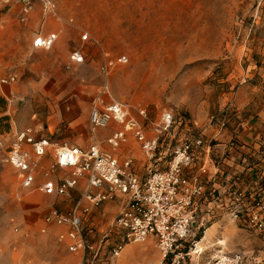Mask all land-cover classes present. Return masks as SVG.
I'll list each match as a JSON object with an SVG mask.
<instances>
[{"label":"rangeland","instance_id":"obj_1","mask_svg":"<svg viewBox=\"0 0 264 264\" xmlns=\"http://www.w3.org/2000/svg\"><path fill=\"white\" fill-rule=\"evenodd\" d=\"M51 1L58 16L44 14L41 1L32 0V12L38 10L39 16L30 13L20 21V1L0 0V77L16 76L14 83L0 84L1 138L35 126L59 145L87 146L98 140L107 147L105 139L121 125L94 132L89 126L91 103L105 81L100 70L104 56H126L127 61L110 68L102 98L126 104L147 131L167 108L175 116L176 135L201 137L208 146L211 139L202 132L209 124L224 121L222 127L240 128L242 119L264 109V0ZM47 30L58 34L54 45L33 47L32 39ZM74 50L82 53V62L70 58ZM167 141L170 152L176 142ZM117 153L131 156L136 172L146 175L144 154L132 136ZM45 172L41 165L36 182L24 187L18 170L0 158V264H79V253L58 239L61 227L45 223L44 215L51 207L68 210L84 184L64 195H48L38 189ZM58 173H53L55 181L65 176ZM103 205L93 216L95 227L85 232L88 239L111 234L116 204ZM204 227L196 246L203 248L201 263L211 262L220 248L264 258V238L255 229L241 228L225 214L204 219ZM159 261L148 236L126 244L114 264Z\"/></svg>","mask_w":264,"mask_h":264},{"label":"built area","instance_id":"obj_2","mask_svg":"<svg viewBox=\"0 0 264 264\" xmlns=\"http://www.w3.org/2000/svg\"><path fill=\"white\" fill-rule=\"evenodd\" d=\"M19 1V19L26 21L34 3ZM39 1L44 14L58 16L51 0ZM57 38V32L38 34L32 46L49 49ZM82 38L86 39L87 34ZM70 58L76 62L84 59L79 50H74ZM126 61V56L103 57L100 70L105 81L89 110L92 132L112 123L121 125L105 139L107 147L98 140L85 147L59 145L41 134L39 128L27 126L16 130L8 140L0 137V158L18 170L22 186L30 187L36 182L43 157L50 153L52 163L38 185L48 195H64L83 182L82 193L68 210L51 207L44 215L45 223L61 227L58 239L70 252L81 255L79 264H114L126 244L143 242L148 236L158 248L159 264H264V258L251 252L222 248L211 262H200L201 252L196 246L205 229L201 228L202 221L214 215L225 214L241 228H253L264 238V194L244 188L236 177L226 182L220 164L211 156L212 146H205L201 137L183 138L173 132L175 116L170 109H162L158 120L149 122L147 131L126 104L105 101L102 94L108 93L110 68ZM15 81L14 74L0 77V84ZM138 112L147 120L144 109ZM130 136L144 154V176L136 172L131 156L121 158L117 153ZM168 138L176 142L170 152ZM57 167L67 170L59 181L49 175ZM214 183L221 185L217 188ZM118 199L121 206L112 221L111 234L88 239L85 232L95 227L90 220L92 208Z\"/></svg>","mask_w":264,"mask_h":264},{"label":"crops","instance_id":"obj_3","mask_svg":"<svg viewBox=\"0 0 264 264\" xmlns=\"http://www.w3.org/2000/svg\"><path fill=\"white\" fill-rule=\"evenodd\" d=\"M34 14L35 16H39V11L36 10L35 12H31V17H33ZM47 31L48 32L45 33L39 32V34L45 35L49 32H55L49 30ZM27 43L30 44V40H28ZM239 125L240 128H234L233 126H230V124H227L225 127L209 124V128L204 130L202 133L205 137H209L211 139L209 140L211 143L208 146H220L216 150L212 148L211 156L216 162L222 165L220 173H223L225 181L228 182L232 178L236 177L240 181L239 184L241 183L244 185V188L253 189L256 187L255 184H257V182H259L264 176V109L254 116L242 119ZM212 139H214V141H212ZM216 152L219 153V160L214 158V154H216ZM51 163L52 158L49 154H46L41 161V164L45 167L46 171L49 170ZM56 171L59 172L58 174H67V170L57 167L52 172H49L52 178L55 177V174L53 173ZM214 185L218 188L221 184L214 183ZM113 202L116 204L115 206L118 213L121 206V200L118 199ZM104 203L99 206L103 207ZM99 206L92 208L90 216L92 224H94L93 216L98 214ZM211 227L212 226L207 228L206 231H209ZM79 259L80 263V254Z\"/></svg>","mask_w":264,"mask_h":264},{"label":"trees","instance_id":"obj_4","mask_svg":"<svg viewBox=\"0 0 264 264\" xmlns=\"http://www.w3.org/2000/svg\"><path fill=\"white\" fill-rule=\"evenodd\" d=\"M248 165H250V164H248ZM220 166H222V165L220 164ZM255 186H256L254 189V190H256L255 193L262 192L264 194V176L261 178V180L259 182H257V184H255Z\"/></svg>","mask_w":264,"mask_h":264},{"label":"bare ground","instance_id":"obj_5","mask_svg":"<svg viewBox=\"0 0 264 264\" xmlns=\"http://www.w3.org/2000/svg\"><path fill=\"white\" fill-rule=\"evenodd\" d=\"M206 234H207V233H206ZM203 236H204V235H203ZM203 236H202V238H201L200 242L203 240ZM200 242H199V243H200ZM219 242H220L219 244H221V243H222L221 241H219ZM198 249H199V250H201V251L203 250V248H201L200 246H199V248H198Z\"/></svg>","mask_w":264,"mask_h":264}]
</instances>
